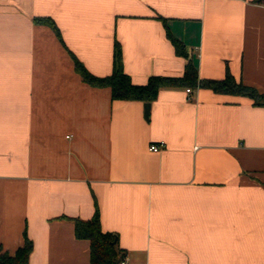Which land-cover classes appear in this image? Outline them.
I'll return each instance as SVG.
<instances>
[{"label": "crops", "instance_id": "0c3cea01", "mask_svg": "<svg viewBox=\"0 0 264 264\" xmlns=\"http://www.w3.org/2000/svg\"><path fill=\"white\" fill-rule=\"evenodd\" d=\"M164 24L198 78L228 71L264 94V3L0 0L2 251L25 232L27 264H88V242L59 217L87 220L95 202L122 264H264V106L165 88L145 120L143 102L112 101L74 71L70 54L109 75L116 41L131 83L180 77Z\"/></svg>", "mask_w": 264, "mask_h": 264}, {"label": "trees", "instance_id": "16d2710c", "mask_svg": "<svg viewBox=\"0 0 264 264\" xmlns=\"http://www.w3.org/2000/svg\"><path fill=\"white\" fill-rule=\"evenodd\" d=\"M254 3H264V0H253ZM34 23L49 27L57 39L63 44L55 23L50 18H34ZM164 22V20H163ZM166 29V36L170 40L177 56L185 60L183 74L180 77L149 76L143 85L131 83L130 77L123 71L121 50L118 42L113 44V67L109 75L97 77L87 71L72 54L74 71L87 85L94 88H107L110 91L112 101H138L153 102L161 89L165 88H206L214 93L246 97L252 101L254 106H264V94L259 93L254 87L237 82L231 74L226 71L221 80L200 79L196 68L185 49L184 44L171 37ZM72 221L73 234L77 240H86L89 244L88 264H122L124 250L116 244V237L111 232L101 229L99 211L94 202V211L87 220L77 218L59 217ZM32 243L23 232V245L16 249L13 255L4 252L0 248V264H27Z\"/></svg>", "mask_w": 264, "mask_h": 264}, {"label": "water", "instance_id": "95a60500", "mask_svg": "<svg viewBox=\"0 0 264 264\" xmlns=\"http://www.w3.org/2000/svg\"><path fill=\"white\" fill-rule=\"evenodd\" d=\"M149 108H150V103L144 102L143 103V117L145 120L148 119Z\"/></svg>", "mask_w": 264, "mask_h": 264}, {"label": "built area", "instance_id": "2783aa9c", "mask_svg": "<svg viewBox=\"0 0 264 264\" xmlns=\"http://www.w3.org/2000/svg\"><path fill=\"white\" fill-rule=\"evenodd\" d=\"M186 92H189V89H186ZM162 146H163V143L162 142H160L159 144H151L149 146V149L151 151H153V152H157Z\"/></svg>", "mask_w": 264, "mask_h": 264}]
</instances>
